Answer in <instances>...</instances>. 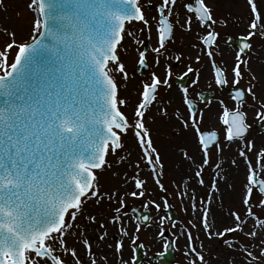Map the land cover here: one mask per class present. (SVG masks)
I'll return each instance as SVG.
<instances>
[{
  "label": "snow or ice",
  "instance_id": "obj_1",
  "mask_svg": "<svg viewBox=\"0 0 264 264\" xmlns=\"http://www.w3.org/2000/svg\"><path fill=\"white\" fill-rule=\"evenodd\" d=\"M224 2L25 0L26 36L0 24V264H140L147 230L161 264L181 239L185 264H264V0Z\"/></svg>",
  "mask_w": 264,
  "mask_h": 264
},
{
  "label": "rangeland",
  "instance_id": "obj_2",
  "mask_svg": "<svg viewBox=\"0 0 264 264\" xmlns=\"http://www.w3.org/2000/svg\"><path fill=\"white\" fill-rule=\"evenodd\" d=\"M12 3L15 5V8H10L7 14L0 12V24L6 25L10 28L14 27L17 29L18 34H20L21 36H26L28 34L27 28L29 26V15L25 8V0H12ZM17 10L21 11L22 15L17 16L16 14ZM219 11H222V10H219ZM187 39H191V37H188ZM0 42H3L2 36H0ZM179 71L180 69L177 68L176 69L177 74H179ZM204 83H205L204 81L201 82L200 86H203ZM177 142H181V138L170 134L168 132L167 126H162V134L158 140V143H160L166 149L169 150L166 153V161H170L172 159L171 150L174 148L175 143ZM169 171L171 172L172 169L170 168ZM242 171H243V168H241L239 172L233 174L236 177L237 184H239V182L243 179L242 175H240ZM173 203L175 204V208L179 214L178 221H184L185 215L181 211L180 205L176 203L175 201H173ZM153 215H155V213H153ZM168 227L171 228V225H168ZM172 231L174 232L176 230L172 229ZM141 240L145 244L146 252L149 255H153L159 252L164 247L163 243L155 236L154 230H147V231L142 232ZM183 243L184 241L181 239L179 243L176 244V256H177L178 264H185V256L183 254L184 253ZM130 255H131L130 251L126 253V256H130ZM141 264H155V263H152L151 261H149L148 256H145L144 261Z\"/></svg>",
  "mask_w": 264,
  "mask_h": 264
},
{
  "label": "flooded vegetation",
  "instance_id": "obj_3",
  "mask_svg": "<svg viewBox=\"0 0 264 264\" xmlns=\"http://www.w3.org/2000/svg\"><path fill=\"white\" fill-rule=\"evenodd\" d=\"M216 3L219 5V8H218V10H225V2H224V0H216ZM229 31H231L233 34H236V33H238L239 31H242V30H240L239 28H230L229 29ZM201 82H203V81H201ZM197 88H199V89H196V91H210L209 89H208V87H207V84H206V82L204 83V85L203 86H198Z\"/></svg>",
  "mask_w": 264,
  "mask_h": 264
},
{
  "label": "water",
  "instance_id": "obj_4",
  "mask_svg": "<svg viewBox=\"0 0 264 264\" xmlns=\"http://www.w3.org/2000/svg\"><path fill=\"white\" fill-rule=\"evenodd\" d=\"M174 214V219H176L177 215L173 209L170 210ZM169 236V233L166 234ZM167 256V264H173V250L171 252L166 253ZM141 258V254H139V259Z\"/></svg>",
  "mask_w": 264,
  "mask_h": 264
}]
</instances>
